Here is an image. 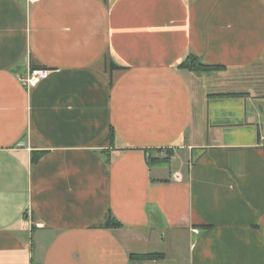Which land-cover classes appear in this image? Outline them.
<instances>
[{"label": "crops", "instance_id": "crops-1", "mask_svg": "<svg viewBox=\"0 0 264 264\" xmlns=\"http://www.w3.org/2000/svg\"><path fill=\"white\" fill-rule=\"evenodd\" d=\"M167 262L264 264V0H0V264Z\"/></svg>", "mask_w": 264, "mask_h": 264}, {"label": "trees", "instance_id": "trees-1", "mask_svg": "<svg viewBox=\"0 0 264 264\" xmlns=\"http://www.w3.org/2000/svg\"><path fill=\"white\" fill-rule=\"evenodd\" d=\"M108 69L111 71L123 70V68L114 64L112 61H107ZM179 68L181 70H188L191 72L195 71H214L219 70L222 67L217 66H207L202 64L196 57L191 56L186 62L182 63ZM110 139H114V132L110 134ZM158 153L161 151H157ZM43 152H34L32 156V164H35L40 159ZM173 156L172 151H166L165 157L157 158L153 157L152 152H148V164L153 165H169L171 162V157ZM121 224L110 214L107 216L105 222L102 224L104 229H117L120 228ZM165 258L163 253H150V254H140V255H131L133 260H162Z\"/></svg>", "mask_w": 264, "mask_h": 264}, {"label": "built area", "instance_id": "built-area-1", "mask_svg": "<svg viewBox=\"0 0 264 264\" xmlns=\"http://www.w3.org/2000/svg\"><path fill=\"white\" fill-rule=\"evenodd\" d=\"M29 3H35L39 0H27ZM48 71L45 69H34L30 73L29 77L24 81L25 85H30L40 79H44L48 76Z\"/></svg>", "mask_w": 264, "mask_h": 264}, {"label": "rangeland", "instance_id": "rangeland-1", "mask_svg": "<svg viewBox=\"0 0 264 264\" xmlns=\"http://www.w3.org/2000/svg\"><path fill=\"white\" fill-rule=\"evenodd\" d=\"M170 262H167L166 264H169Z\"/></svg>", "mask_w": 264, "mask_h": 264}]
</instances>
